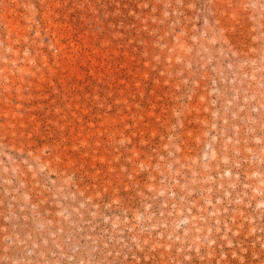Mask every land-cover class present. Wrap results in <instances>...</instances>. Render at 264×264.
Listing matches in <instances>:
<instances>
[{
  "label": "rangeland",
  "instance_id": "obj_1",
  "mask_svg": "<svg viewBox=\"0 0 264 264\" xmlns=\"http://www.w3.org/2000/svg\"><path fill=\"white\" fill-rule=\"evenodd\" d=\"M0 264H264V0H0Z\"/></svg>",
  "mask_w": 264,
  "mask_h": 264
}]
</instances>
